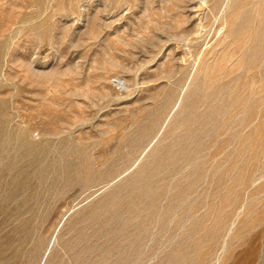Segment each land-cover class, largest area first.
<instances>
[{
  "label": "rangeland",
  "instance_id": "obj_1",
  "mask_svg": "<svg viewBox=\"0 0 264 264\" xmlns=\"http://www.w3.org/2000/svg\"><path fill=\"white\" fill-rule=\"evenodd\" d=\"M0 264H264V0H0Z\"/></svg>",
  "mask_w": 264,
  "mask_h": 264
},
{
  "label": "bare ground",
  "instance_id": "obj_2",
  "mask_svg": "<svg viewBox=\"0 0 264 264\" xmlns=\"http://www.w3.org/2000/svg\"><path fill=\"white\" fill-rule=\"evenodd\" d=\"M204 3H205V1H204ZM206 4V3H205ZM210 75H211V73H210ZM212 81V80H211Z\"/></svg>",
  "mask_w": 264,
  "mask_h": 264
}]
</instances>
